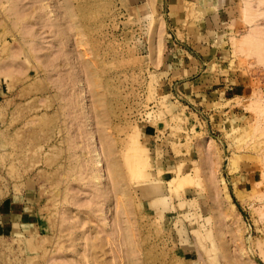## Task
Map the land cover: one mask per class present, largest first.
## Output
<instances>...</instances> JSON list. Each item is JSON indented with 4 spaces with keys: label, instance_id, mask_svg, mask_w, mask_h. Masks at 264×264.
<instances>
[{
    "label": "rangeland",
    "instance_id": "rangeland-1",
    "mask_svg": "<svg viewBox=\"0 0 264 264\" xmlns=\"http://www.w3.org/2000/svg\"><path fill=\"white\" fill-rule=\"evenodd\" d=\"M216 1L203 11L184 8L187 32L203 24L196 34L210 39L204 45L213 55L176 82L201 77L197 83L229 92L211 94V109L193 111L172 97L169 73L194 68L189 54L201 56L202 48L185 40L163 49L169 10L154 6L162 39L151 45L148 11L138 0H0V209L20 211L28 222L0 225V264H89L83 241L72 242L82 229L71 220V208L94 210L71 180L78 165L71 149L87 143L91 151L102 145L124 179L122 242L114 245V204L109 227L91 215L87 235L100 239L101 264L115 256L119 264H264V0ZM247 35L259 45L242 48ZM173 116L179 122L170 126ZM156 143L172 151L173 166L161 170L157 157L142 179L126 160L144 144L156 156ZM174 175L194 179L173 198L166 183ZM149 181H164L163 195L149 193Z\"/></svg>",
    "mask_w": 264,
    "mask_h": 264
},
{
    "label": "bare ground",
    "instance_id": "bare-ground-1",
    "mask_svg": "<svg viewBox=\"0 0 264 264\" xmlns=\"http://www.w3.org/2000/svg\"><path fill=\"white\" fill-rule=\"evenodd\" d=\"M155 4H156L155 3V0H147L146 3H145L146 8H147V11H148V16H149L148 18L150 20V22H149L150 23V30L152 32V35H151V42L152 43H151V45L157 44V42L159 44V41L162 39V38H160V40L157 41V37L160 36V33H162V28L160 29V27H159V21L160 20L157 19L156 17L154 18V16H153L155 14V11H154L155 10L154 9ZM246 13H247L246 14V16H247L249 13L248 12H246ZM17 15H18V19L19 20L22 19L24 21L25 18H26V16L24 15L25 16L24 17L22 15V13L21 14H17ZM249 17H250V15H249ZM247 18H248V16H247ZM248 20H246V21H248ZM74 26L72 27V29L74 28ZM74 30L75 29H73V31ZM80 35H82V34H80ZM250 36L251 35L248 36V39L247 40H245V41L243 40L244 42L243 41H240V42H243L241 44L242 48L243 47L246 48L245 46H247V47L248 46H253L254 44L259 45L257 43L258 40H255V38L253 36H251V37ZM249 37H250V39H249ZM79 38H80V36H79ZM80 39H82V38H80ZM25 40H28V39H25ZM82 41H84V40H82ZM238 45H240V44L238 43ZM24 46H26V45H22L21 46L23 48V53L26 52ZM256 46H254V47L257 48V50L260 52L261 51V47H259V49H258V47H256ZM151 47L153 49V46H151ZM254 47H252V48H254ZM239 48H241V47H239ZM252 48L250 50H252ZM33 49H34V47H33ZM247 51H244V52H247ZM254 51L257 54L258 51H256V50H254ZM247 53L249 54V52H247ZM250 53H252V52H250ZM24 54L26 55V53H24ZM10 74L11 73H9L8 75H10ZM86 94H87V91L83 89L82 95L86 97ZM81 101H82V102H80L81 107H85L86 108L90 104L89 101L86 100V98H83V100H81ZM93 113H95V112H93ZM93 117L95 119V124H96V119H98V116H95L94 115ZM178 122H179V117L173 116L169 120L168 125L174 126ZM87 123H88V125H91V121H89ZM96 131L99 133L98 130H96ZM87 137L89 139V137H91V136L89 134H86L84 136V140L85 139L87 140ZM92 137H95V134L94 133L92 134ZM75 146L76 145H74V147L71 149L72 152L74 151V154L78 153L80 155L77 154V155H75L76 157L74 156L75 158H77V161H76V159H75V161H76V164H78V165H77V168H76V173L74 172L75 175L73 177L71 176V180L72 181H77L79 183V187L81 188L82 193H84L86 196H90L91 197L92 204L94 206V210L91 209L89 211H82V214L81 215H83V216H81V215H78L75 212V210H73L71 208V220L74 221V227H73V229H75L76 231H80L82 229V232L81 233H77L76 234L77 238H72V242L73 243H76L77 242V244L79 245V243H80L79 241L80 240L83 241L82 242V247H83L82 253L84 254V256H83L84 257V261L85 260L86 261L88 260L89 261V264H91L93 262H98V264H101L100 263V260H98L97 254H96V249L99 248V246H100V244H98L100 242V239H99V237L97 235L96 236H94V235H87L89 233V229H90V226H91V217H92L91 215L94 214V217L98 216V218L103 219L104 222H105V226L106 227H109L110 224L106 220L109 217L110 211L113 210V207L111 208V206L114 204V206L116 207V211L113 212V215H114L113 218L115 220L116 233H117V237H116V240H115L114 245L117 242H120V243L122 242L121 241L122 240L121 239V231L119 230V227H118V225H119L118 218L121 216V214L123 212L122 209L124 208V206L122 205V203L120 201V197H122L123 195H125V193L120 189V187L122 186L121 185L122 184V181L124 179H123V176L121 175V172H120L119 165H118V162L117 161L116 162L114 161L111 165L108 166L107 159H106V153L105 152H102V150H103L102 145L100 147L97 146L92 151H91V147L88 145V143H87V149L84 148V150H82V148H80L81 150H79V148H77V146L76 147ZM71 147H72V145H71ZM75 150H76V152H75ZM148 153H149L148 152V147L145 146V144L142 145L141 147H139L136 150V155L134 154L131 157L127 158V160H126V162L129 165V169L131 171L139 170V172L136 171V173L139 174L140 171H146L148 169V167H150L151 162H153L152 164H155L154 162L156 161V156H154V157L153 156H150ZM92 155H93V157L90 158V156H92ZM103 155L105 156V159H104ZM78 156H79V158H78ZM80 158H81V160H79ZM183 167L184 166L182 164V167L181 166H178V169L183 168ZM90 169L93 170L91 172V174L89 172ZM150 175H151V173L148 175V179H149V176ZM177 175H179V174H177ZM140 176L143 179L144 173L141 172V175L139 174V177ZM152 177L154 178L155 176L153 175ZM193 179H194L193 177H188V178H183L182 176L172 177L166 183L167 184L166 185L167 186V196L168 197H173V198L176 197V195L178 194V192L181 191L185 186L192 184ZM154 181H156V180L154 179ZM149 182L151 183L152 181H149ZM163 182L159 181V183L156 182V184H154V182H153L154 185L151 183L153 186L147 185V186L150 187V188L148 187V189H149L148 192L151 193V194H152V192H157L158 194L159 193H163L164 192V189H165V188L164 189L161 188L162 185H164ZM109 183H112L111 186L113 185V189H112L111 186H107ZM160 183L162 185H160ZM71 187H72V185H71ZM88 187L90 189H92V191L90 190L88 192L87 191ZM151 187H153L152 190H151ZM144 189H145V187H144ZM145 191H146V194L148 195L149 193H147V188H146ZM146 194H145V197H147ZM152 195L149 194L148 196H151L152 197ZM154 195H156V194H154ZM160 195H163V194H159V196ZM156 197H157V195H156ZM73 199H76V198H73ZM73 199H72V196H71V200H73ZM179 199H180V201H182L181 198H179ZM120 208H121V210H120ZM215 222H216V220H215ZM218 224H220V222H218ZM220 225L222 226V224H220ZM122 247H123V245H122ZM118 248H121V246L120 247H117V249ZM77 251L78 250L75 247L73 249V252H77ZM76 261L77 260H74V263L73 264H77ZM114 261H115L114 264H119V257L115 256Z\"/></svg>",
    "mask_w": 264,
    "mask_h": 264
},
{
    "label": "crops",
    "instance_id": "crops-1",
    "mask_svg": "<svg viewBox=\"0 0 264 264\" xmlns=\"http://www.w3.org/2000/svg\"><path fill=\"white\" fill-rule=\"evenodd\" d=\"M146 1L147 0H138V3L140 4V6H142L146 3ZM155 3H156L155 5L158 6L159 11L161 10L164 11L165 9L169 10V13L162 14L163 30L165 32L163 37L164 50L169 43L176 45L177 43L181 44L185 40L187 42H193V44L195 45L199 44L201 46L200 48H202L201 51H197V52H201L200 54L201 56H198L196 53H193L191 55L189 54V56L192 58V64L196 67V71H195V67L192 68L190 66L189 68H184L180 66L178 69L172 70L169 73V77L172 76L171 85H170L172 91V97L175 98L176 101L180 103L182 102L185 107L192 109L193 111H198L197 108L199 107L211 109L212 106L210 102L211 94H215L219 91H223L226 94L227 92H229L228 88L226 89L215 88V85L209 83H204V84L197 83V80H199V78L201 77H199L194 81H186V82H176V81L179 79L185 80L188 77H192L193 75H195V73H197L198 66H202V58L203 61H205L203 62V66H205L207 65L208 59L211 58L210 56L213 55L212 49L207 48L204 45L211 42L210 39L209 38L206 39L207 37L200 38L196 34L197 30L199 29L201 30V28H203V24L199 23L195 27V31L192 34V36H190L189 33L187 32V28H189V25L192 23V21H187V22L185 21L186 17H184L185 15L183 14V12L186 4L193 3L196 5L197 9H201L203 11V10H207L206 8H209L208 6L210 4L212 5L213 8L217 3V1L216 0H155ZM185 22L187 23V25L185 24ZM171 27L173 28L171 30H174L175 32L174 34H176L175 38H173L172 35L169 33V28ZM181 34H182V39H179V36ZM191 37H193L194 39L191 40ZM196 37H198V39H195ZM159 145H160L159 143H156L154 149L156 158L158 157V160H160L159 166H161V170L169 171L173 166V161L175 160V157H173V153L172 151H170V149L164 147L160 149ZM193 151L199 157L196 148H194ZM6 208L7 207L3 205V207H1L0 209L1 226H5L9 224V226L12 225V230H13V228L15 229L16 227H20L23 224H28V222L23 223V215H24L23 213H21L20 211L8 212Z\"/></svg>",
    "mask_w": 264,
    "mask_h": 264
}]
</instances>
